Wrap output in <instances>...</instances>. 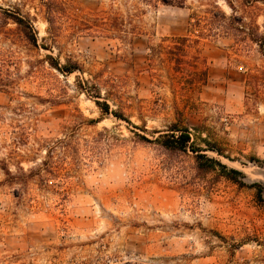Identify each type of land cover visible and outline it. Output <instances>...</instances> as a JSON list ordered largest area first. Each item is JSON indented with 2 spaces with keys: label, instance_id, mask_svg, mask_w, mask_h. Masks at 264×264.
<instances>
[{
  "label": "rangeland",
  "instance_id": "rangeland-1",
  "mask_svg": "<svg viewBox=\"0 0 264 264\" xmlns=\"http://www.w3.org/2000/svg\"><path fill=\"white\" fill-rule=\"evenodd\" d=\"M48 1L0 0V264H264V0Z\"/></svg>",
  "mask_w": 264,
  "mask_h": 264
},
{
  "label": "trees",
  "instance_id": "trees-1",
  "mask_svg": "<svg viewBox=\"0 0 264 264\" xmlns=\"http://www.w3.org/2000/svg\"><path fill=\"white\" fill-rule=\"evenodd\" d=\"M139 3H151L152 1L156 0H137ZM160 1L166 5H175L179 7H183L185 0H157ZM58 4H60L57 0H49L47 4L45 5L46 8V20L49 23L50 29L52 30V27L56 25L57 20L59 19L58 13ZM12 21L22 30L26 40L34 45L38 46V38H37V32L34 28L33 22L31 19L14 15L10 16ZM225 17V15H224ZM70 20L74 22L73 29H76L77 31H95L100 32L102 34L108 35L110 38H117V35H120L121 32H123V19L119 17L118 13H113V15L108 14V12H103L101 15H98L96 18L91 17H85L82 20H79L78 17H70ZM97 29V30H96ZM201 38H207L210 37L209 34H200ZM180 41L182 44H186L190 41L189 37L180 38ZM195 43H199V41H196ZM263 44V42L261 43ZM263 52H264V46H263ZM51 61H54L52 58H50ZM58 71L72 74L77 70H80L79 68H70L68 65L60 66L59 64H52ZM97 105L101 109V111L105 114H112L118 119H123V116L119 114L118 112H110V106L108 104H102L101 102H97ZM172 132L174 133L172 135V140L169 139L167 135L162 136L160 139L163 140L162 146L167 150H179V151H185L187 148H190L192 146L191 144V135L189 132L184 130H177L175 126L172 127ZM176 132H180L179 136H175ZM145 139V138H144ZM149 141V140H146ZM217 153L220 152L217 151ZM199 158H204V156H199ZM212 165L210 166L211 169H215L216 167H220L222 170V173L224 176H226L229 180L233 181L234 183L244 187L245 184L241 181L243 174L235 169H230L226 165L222 164L221 162L212 159L211 160ZM258 187V196L260 199H262L264 190L261 185H256Z\"/></svg>",
  "mask_w": 264,
  "mask_h": 264
}]
</instances>
